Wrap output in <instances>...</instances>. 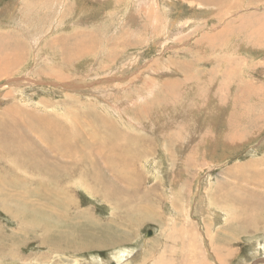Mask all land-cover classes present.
I'll return each instance as SVG.
<instances>
[{
    "label": "rangeland",
    "instance_id": "374dc122",
    "mask_svg": "<svg viewBox=\"0 0 264 264\" xmlns=\"http://www.w3.org/2000/svg\"><path fill=\"white\" fill-rule=\"evenodd\" d=\"M191 1L0 0V49L10 62L0 72V115L16 106L28 123L31 112L69 117L76 143L81 127L96 133V125L78 126L82 110H92L107 119V150L126 148L121 158L58 161L38 158L30 127L11 128L21 131L15 146L3 142L10 128L0 130V153L27 138L36 154L0 155V264H264V200L250 198L255 172L244 169L264 168V0ZM150 120L148 132L137 126ZM40 189L63 195L67 208L35 206ZM215 196L226 204L215 207ZM236 196L254 219L229 221L227 210H240ZM30 212L42 220L33 227ZM85 232L109 241L79 249Z\"/></svg>",
    "mask_w": 264,
    "mask_h": 264
},
{
    "label": "bare ground",
    "instance_id": "6f19581e",
    "mask_svg": "<svg viewBox=\"0 0 264 264\" xmlns=\"http://www.w3.org/2000/svg\"><path fill=\"white\" fill-rule=\"evenodd\" d=\"M169 1V0H168ZM171 1V0H170ZM207 1H209V0H207ZM222 1V0H221ZM157 2V1H156ZM190 4L191 5H193L194 4V2H192L191 0H190ZM215 2V1H214ZM218 2V1H217ZM217 2H215V3H217ZM220 2V1H219ZM170 3V2H169ZM133 4V3H132ZM172 4V3H171ZM165 5V4H164ZM170 5V4H169ZM198 5V4H197ZM219 5V4H218ZM204 6V5H203ZM162 7V6H161ZM164 7V6H163ZM162 9V8H161ZM164 10H165V7L163 8ZM149 13V12H148ZM165 16V15H164ZM165 18V17H164ZM168 19V18H167ZM180 19V18H179ZM13 20H14V18H13ZM12 20V21H13ZM169 20V19H168ZM130 21V20H129ZM178 21V20H177ZM140 22V21H139ZM168 25H169V23H167ZM175 24V23H174ZM92 25V24H91ZM171 25V24H170ZM20 26V25H19ZM138 26V25H137ZM164 27V26H163ZM169 27V26H168ZM18 28V27H17ZM142 28V27H141ZM13 30V29H12ZM17 30V29H16ZM143 31H145V30H143ZM170 31V30H169ZM119 32V31H118ZM137 32V31H136ZM167 32H168V30H167ZM71 33V32H70ZM126 33V32H125ZM140 33V32H139ZM154 33V32H153ZM153 33H152V35L151 34H148V35H151V38H153V37H155L154 35H153ZM93 34V33H92ZM102 34V33H101ZM156 34V33H155ZM100 35V34H99ZM105 35V34H104ZM138 35V34H137ZM170 35V34H169ZM25 36V35H24ZM71 36V35H70ZM74 36V35H73ZM102 36H103V34H102ZM161 36V35H160ZM132 37V36H131ZM159 37V36H158ZM121 38V37H120ZM66 39V38H65ZM115 39V38H114ZM118 39V38H117ZM130 39V38H129ZM30 40V39H29ZM99 40V39H98ZM104 40V39H103ZM131 40V39H130ZM96 41H97V39H96ZM108 41V40H107ZM121 41V40H120ZM124 41V40H123ZM57 42V41H56ZM94 42H95V40H94ZM114 42H115V40H114ZM125 42V41H124ZM152 42H154V41H152ZM97 43V42H96ZM100 43V42H99ZM112 43V42H111ZM116 43V42H115ZM114 44V43H113ZM112 44V45H113ZM104 45V44H103ZM106 45V44H105ZM117 46H118V44H116ZM115 45V46H116ZM116 46V47H117ZM108 47H109V45H108ZM111 47V46H110ZM114 47V46H113ZM107 48V47H106ZM111 49V48H110ZM118 49V48H117ZM121 49V48H120ZM112 50V49H111ZM67 51V50H66ZM107 51V50H106ZM118 51V50H117ZM82 52V51H81ZM89 52V51H88ZM116 52V51H115ZM59 54V53H58ZM77 54V53H76ZM72 55V54H71ZM131 55V54H130ZM92 56V55H91ZM129 56V55H128ZM133 56V55H132ZM63 57V56H62ZM120 57H122V56H120ZM119 57V58H120ZM118 58V57H117ZM124 58H125V56H124ZM130 58V57H129ZM128 58V59H129ZM119 60V59H118ZM124 60V59H123ZM133 60V59H132ZM0 61H3V62H0V66H3V69H0V72L1 71H3L4 73H6V72H8L10 69H8V67H9V60H7V57L6 56H4L3 54H2V50L0 49ZM14 61V60H13ZM130 61V60H129ZM134 61V60H133ZM109 62V61H108ZM113 62V60L111 61V63ZM124 62V61H123ZM160 62V61H159ZM16 63V62H15ZM59 63V62H58ZM115 63V62H114ZM118 63V66L120 65L121 66V62H120V64H119V62H117ZM113 64V63H112ZM116 64V63H115ZM124 64V63H123ZM133 64V63H132ZM14 65V64H13ZM128 65V64H127ZM154 65V64H153ZM111 66V65H110ZM97 67H98V65H97ZM127 67H129V65L128 66H126L125 68L127 69ZM263 67H264V65H263ZM110 68V67H109ZM116 68V67H115ZM122 68V67H121ZM120 68V69H121ZM153 68V67H152ZM239 68V67H238ZM123 69V68H122ZM165 69V68H164ZM109 70V69H108ZM111 70V69H110ZM124 70V69H123ZM167 70V69H166ZM239 70H241V69H239ZM42 71V70H41ZM89 71H90V69H89ZM98 71V70H97ZM102 71H103V73H105V70H103L102 69ZM122 71V70H121ZM126 71V70H125ZM186 71V70H185ZM94 72V71H93ZM92 72V74L91 75H94V73ZM107 72V71H106ZM109 72V71H108ZM107 72V73H108ZM110 72H113V70L112 71H110ZM123 72V71H122ZM170 73H171V71H169ZM117 73V72H116ZM155 73V72H154ZM222 73V72H221ZM110 74V73H109ZM39 76V75H38ZM48 77V76H47ZM63 77V76H62ZM100 77V76H99ZM50 78V77H49ZM48 78V79H49ZM92 78V77H91ZM137 78V77H136ZM184 78V77H183ZM42 79H44V80H48L47 78H44V77H42ZM51 79V78H50ZM40 80V79H39ZM111 80V79H110ZM134 80V79H133ZM43 81V80H42ZM93 81V80H92ZM105 81V80H104ZM167 81V80H166ZM170 81V80H169ZM182 82V81H181ZM130 83H131V81H130ZM174 83V82H173ZM117 85V84H116ZM172 85V84H171ZM218 85V84H217ZM132 86V85H131ZM140 86V85H139ZM109 87V86H108ZM114 87H115V85H114ZM113 87V88H114ZM116 87H118V86H116ZM121 87H122V85H121ZM103 88V87H102ZM142 88H144V87H142ZM213 88V87H212ZM94 89H96V88H94ZM100 89V88H99ZM112 90V89H111ZM110 90V91H111ZM196 90V89H195ZM210 90V89H209ZM106 91V90H105ZM243 91V90H242ZM98 92V91H97ZM116 92V91H115ZM257 92V91H256ZM196 93V92H195ZM106 94V93H105ZM115 94V93H114ZM99 95V94H98ZM142 95V94H141ZM16 96V95H15ZM115 96V95H114ZM148 96V95H147ZM212 96V95H211ZM113 97V96H112ZM120 97V96H119ZM247 97V96H246ZM20 98H21V96H20ZM107 98V97H106ZM114 98V97H113ZM112 98V99H113ZM116 98V97H115ZM3 99V98H2ZM117 99V98H116ZM264 99V98H263ZM122 100V99H121ZM122 101H124L123 103H127V101H129L128 99H123ZM105 102V101H104ZM110 102V101H109ZM112 102V101H111ZM119 102H121V101H119ZM131 103V102H130ZM182 103V102H181ZM112 104V103H111ZM135 104V103H134ZM193 104V103H192ZM116 105V104H115ZM191 105V104H190ZM243 105V104H242ZM183 106V105H182ZM25 107V106H24ZM58 107V106H57ZM137 107H139V106H137ZM143 107V106H142ZM159 107V106H158ZM240 107V106H239ZM8 108H10V107H8ZM105 108H106V106H105ZM141 108V107H140ZM244 108V107H243ZM86 109V108H85ZM114 109V108H113ZM112 109V113L114 114V112L116 113V114H119V115H121V113H120V111L118 110L117 111V109L116 110H113ZM161 109V108H160ZM108 110V109H107ZM27 111V110H26ZM80 111V110H79ZM130 111V110H129ZM84 112H89L90 114H86V113H84ZM98 112V111H97ZM127 112V111H126ZM126 112H125V115H124V119H125V121L127 122V123H130L131 121H130V118L129 117H127V115H126ZM80 113V112H79ZM128 113V112H127ZM147 113H148V111H147ZM168 113V112H167ZM174 113V112H173ZM23 114V112L21 111V109H19V107H11L10 109H5V111H4V113H2V115H0V117H2L1 118V123H0V126H5L7 123H8V127H0V130H2V129H7V128H10V131H7V132H5L6 130H4L3 131V136H5V138L3 139V142L4 143H7L8 141H10V140H12L13 141V144L11 145V146H15L17 143H18V141H17V139H18V136H19V133H21V131L19 130V133L15 130V132H16V134H14L13 132H12V130H11V128H17V127H23V130H27L28 132L32 129V131L34 132V133H36V134H38L39 135V139L40 140H42V142H40L39 141V139H38V141H36V143H37V151H36V154L37 153H39L40 155H38V156H40V157H38V158H42V155L41 154H43V158H58V161H60L59 160V158H75L76 156H78V154L80 155V157H83V158H89V157H94V158H102L103 160L105 159V158H121V156L123 157V153L125 152V150H126V148L125 149H123V145H121L122 143H120V144H117V147L116 148H114L115 147V145H114V147H110L111 148V150H107L108 149V145H109V143H110V145L109 146H112L111 144H112V142H114V140L112 139L111 140V138L108 136L109 134H107L106 132H104L103 130H105V131H107V128H109V126H108V122L106 121L107 119L106 118H104L103 116H101L100 115V113H96V112H94V111H92V110H88V111H85L84 109L82 110V112L80 113V118H79V123H78V126L81 124V125H83L84 127H85V129H86V124H88V123H90V125L92 126V125H96L95 126V129L94 130H96V133L95 132H92L91 130V128L92 127H90V126H88L87 127V129H86V133H85V131H83L82 130V127H81V135H82V139H81V135L79 136H76V137H78V138H80L81 139V142H79L80 140H78V142L77 141H75L76 143H74L73 142V139L71 140V134H70V131H74L75 129H74V123H68V122H66L67 121V119L69 118V117H67V118H62V117H60L59 118V116H57V114H56V116L57 117H54L55 115H52V114H45V115H43V117H40V116H37V115H35L34 113V115H31L32 114V112L30 113V116H29V120H30V123H28L27 121H25L23 118H21V117H19L20 115H22ZM68 114V113H67ZM78 114V113H77ZM163 114V113H162ZM178 114V113H177ZM59 115V114H58ZM61 115V114H60ZM156 115V114H155ZM168 115V114H167ZM173 115V114H172ZM12 116H18V118H19V120H15V121H10V122H7V121H9L8 119H6V117H9V118H12ZM66 116V115H65ZM120 117V116H119ZM160 117V116H159ZM253 117V116H252ZM27 118V117H26ZM156 118V117H155ZM5 119V120H4ZM146 119L148 120L149 119V116H147L146 117ZM87 120H89V121H87ZM138 120H139V118H138ZM151 120H153V119H151ZM151 120L150 121H147V126H145L144 124L142 125V123L141 124H137V126L139 125V128L141 129V130H143V131H145V132H148V130L147 129H149L150 127H151V125H152V123H151ZM158 120H159V118H158ZM188 120V119H187ZM234 120V119H233ZM190 121V120H189ZM110 122V121H109ZM144 122V121H143ZM156 122V121H155ZM154 123V122H153ZM136 124V123H135ZM156 124V123H155ZM72 125V126H71ZM110 125H112L111 123H110ZM126 125V124H125ZM130 125V124H129ZM154 125V124H153ZM152 125V126H153ZM178 125V124H177ZM29 127L31 128V129H29ZM112 127V126H111ZM113 128V127H112ZM77 129V128H76ZM79 129V128H78ZM77 129V130H78ZM84 129V130H85ZM91 129V130H90ZM113 129H115V128H113ZM144 129H146V130H144ZM156 129V128H155ZM80 130V129H79ZM116 130V129H115ZM14 131V130H13ZM152 131V130H151ZM1 132V131H0ZM77 132V131H76ZM80 132V131H79ZM111 132V131H110ZM119 132V131H118ZM117 132V133H118ZM138 132V131H137ZM113 133V132H112ZM111 133V134H112ZM124 133H126V132H124ZM68 135V136H67ZM76 135V134H75ZM160 135V134H159ZM114 136H117V135H115L114 134ZM121 135H119L118 137H120ZM155 136V135H154ZM158 136V135H157ZM20 137V136H19ZM75 137V138H76ZM90 137L93 139V141L94 142H92V140L90 139ZM22 138H23V136H22ZM137 138H140V137H137ZM20 139V138H19ZM18 139V140H19ZM26 140H27V138H25V140H23L22 142H21V144L20 145H18V149L17 150H15L14 152H17V158L19 159V158H34V156H35V158H36V154H34L32 151H30V149H32V148H29V147H27V145H28V143L27 144H25L26 143ZM77 140V139H76ZM0 142H1V140H0ZM3 142H1V143H3ZM118 142V141H117ZM119 142H121V141H119ZM118 142V143H119ZM1 143H0V145H1ZM131 143V142H130ZM141 143V142H140ZM127 144H129L128 143V141H127V143H126V145ZM161 144H162V142H161ZM165 144V143H164ZM3 145V144H2ZM125 145V146H126ZM42 147V149H41V147ZM123 146V147H122ZM40 147V148H39ZM7 148V147H6ZM109 148V149H110ZM120 148H122L123 149V152H121L120 153V151H119V149ZM163 148V147H162ZM161 148V149H162ZM35 149V150H36ZM118 149V150H117ZM32 150H34V148L32 149ZM10 151H12L13 152V150H10ZM10 151L8 152H1L0 153V155H1V157H3V158H7L8 156H12L13 158H14V156H13V154H14V152L13 153H10ZM164 151H165V149H164ZM117 153H120V154H118L117 155ZM34 154V155H33ZM167 154V153H166ZM33 155V156H32ZM117 155V156H116ZM78 158V157H77ZM15 159H16V157H15ZM35 160V159H34ZM18 161V160H17ZM24 161V160H23ZM29 161V160H28ZM32 161V160H31ZM45 161V160H44ZM57 161V160H56ZM57 161V162H58ZM27 162V161H26ZM26 162H24V163H22V166H21V168H23V169H21V170H26L27 169V167L30 165H28V163H27V165L25 164ZM30 162V161H29ZM35 162V161H34ZM45 162H48L47 160L45 161ZM56 162V163H57ZM32 163V162H31ZM36 163V162H35ZM39 163V162H38ZM51 163V162H50ZM53 163V162H52ZM56 163L54 162L53 164H55L56 165ZM63 164V162H59V164ZM76 163V162H75ZM19 164H20V162H19ZM39 164H41V163H39ZM48 164V163H47ZM59 164H57V169H58V167H59ZM74 164V163H73ZM73 164H72V167L71 168H74L73 167ZM83 164V163H82ZM21 165V164H20ZM50 164H48L47 166L48 167H50L49 166ZM75 165V164H74ZM261 165H262V163H249V164H247L246 165V167H248V168H244V169H247L249 172H255V174H254V176H253V179H250V178H248V184L247 183H245V184H247L249 187H253L254 189L253 190H255L256 191V193L255 194H253V193H251V197L250 198H255V197H257L258 198V200L260 201V203H262V201L264 200V168H261ZM27 166V167H26ZM24 167H26V168H24ZM52 167V166H51ZM61 167V166H60ZM78 167V166H77ZM35 168V167H34ZM53 168V167H52ZM56 168V167H55ZM54 168V169H55ZM71 168H70V170H71ZM260 168V169H259ZM60 169V168H59ZM75 169V168H74ZM11 170V169H10ZM10 170H8V171H10ZM46 170H47V168H46ZM76 171H77V169H75ZM28 171H30V170H28ZM40 171V170H39ZM48 171V170H47ZM50 171V170H49ZM48 171V173H50L51 174V172H49ZM241 171V170H240ZM245 171V170H244ZM45 172V171H44ZM52 172H54L55 173V170L54 171H52ZM56 172H58V170L56 171ZM71 172V171H70ZM73 172V171H72ZM75 172V171H74ZM11 174H12V172H10ZM78 173V172H77ZM246 173V172H245ZM244 173V174H245ZM44 174V173H43ZM47 174V173H46ZM60 174H61V172H60ZM67 174V173H66ZM72 174V173H71ZM75 174H76V172H75ZM47 176V175H46ZM61 176V175H60ZM64 176V175H63ZM76 176V175H75ZM246 176L247 175H244V178H246ZM57 177V176H56ZM66 177V176H65ZM69 177V176H68ZM47 178H49L48 176H47ZM59 178V177H58ZM94 178H99L100 179V177H98V176H95ZM70 179V178H69ZM68 179V180H69ZM79 179H80V177H79ZM42 180V179H41ZM54 180V181H53ZM56 179L54 178V179H52L51 180V182L50 183H52V182H56L55 181ZM239 180H241V179H239ZM43 181V180H42ZM45 181V180H44ZM64 181V180H63ZM63 181H60V182H63ZM67 181V180H66ZM70 181V180H69ZM81 181V180H80ZM100 181H102V179H100ZM124 181V180H123ZM242 181V180H241ZM246 181V180H245ZM39 182H41V181H39ZM38 182V183H39ZM57 183H58V181H57ZM57 183H55L56 185H57ZM68 183V182H67ZM101 183V182H100ZM242 183V182H241ZM20 184H21V182H20ZM42 185H43V183H41ZM48 183H46V185H47ZM60 184V183H59ZM41 186V185H40ZM48 186V185H47ZM39 187V186H38ZM43 187V186H42ZM50 187H51V185H50ZM54 187V186H53ZM52 187V188H53ZM49 188V187H48ZM48 188H46V189H48ZM58 188V187H57ZM56 188V189H57ZM61 188V187H60ZM91 188V187H90ZM239 188H241V187H239ZM33 189V188H32ZM44 189V188H43ZM43 189H40V195L39 194H37V196L39 195V196H41L40 198H38L37 199V201H36V204H35V206H42L43 207V202H45V204L47 203V205L49 206V204H51L52 203V205H53V207H58V209H60L61 207H59L58 205H60V206H62V207H65V209L67 208V201L68 200H66L64 197H63V195H61V194H59V195H54L53 197L52 196H49V195H46V192H42L41 193V191H43ZM55 189V190H56ZM245 189V188H244ZM25 190V189H24ZM29 190H31V188H29ZM52 190V189H51ZM126 190V189H125ZM246 190V189H245ZM263 192H262V191ZM47 191V190H46ZM53 191V190H52ZM58 191V190H57ZM56 191V192H57ZM65 191V190H64ZM128 191V190H127ZM240 191H242V190H240ZM24 192V191H23ZM35 192H37L36 190H35ZM47 192H49V191H47ZM63 192V191H62ZM94 193H95V190L93 191ZM26 193H28V191H26ZM30 193V192H29ZM50 193H51V191H50ZM49 193V194H50ZM58 193V192H57ZM241 193V192H240ZM63 194H64V192H63ZM61 195V196H60ZM231 196V195H230ZM242 196V195H241ZM248 196H250L249 194H248ZM19 197H20V195H19ZM9 198V197H8ZM31 198V197H30ZM68 198V197H67ZM229 198V197H228ZM213 199V198H212ZM4 200V199H3ZM226 200V199H225ZM225 200H223V199H219V202L220 203H218L217 202V200H216V196H215V198L213 199V205L215 206V207H220V204H226V202H225ZM257 200V199H256ZM38 201L40 202V203H38ZM27 202V201H26ZM234 202L236 203V204H238L239 206H240V210L238 211V210H236L235 208H232V209H228L227 210V214H229V221H231V222H234V221H237V222H240L242 219H254L253 217H251L250 216V213H249V209H248V203H245L244 201H243V199L241 198V197H239V196H236L235 197V200H234ZM13 203V202H12ZM34 203V202H33ZM10 204V203H9ZM235 204V205H236ZM16 205V204H15ZM197 205V204H196ZM222 206H225V205H222ZM198 208V207H197ZM34 209V208H33ZM53 209V211H54V208H52ZM23 211V210H22ZM53 211H52V213H53ZM56 211V210H55ZM50 212V211H49ZM21 214V213H20ZM263 214H264V212H263ZM19 215V214H18ZM22 215H23V213H22ZM31 215L34 217L32 220H33V222L31 221V226H29V227H33L34 225H36L35 223L36 222H38L39 220L40 221H42L41 220V216L39 215V214H37V213H33V212H30L29 213V215L28 216H30L31 217ZM56 216V215H55ZM19 217V216H18ZM58 217V216H57ZM218 217H220V216H218ZM20 218V217H19ZM51 218V219H50ZM48 217V215H47V221H51L52 219H53V217ZM237 218H239V220H237ZM44 219V218H43ZM241 219V220H240ZM22 221V220H21ZM34 221H36V222H34ZM43 221H45V220H43ZM263 222H264V217H263ZM33 225V226H32ZM35 228V227H34ZM32 229V228H31ZM232 229V228H231ZM32 230H34V229H32ZM240 230H241V227H240V225H238L237 226V228L235 229V231L236 232H240ZM35 231V230H34ZM211 227H210V225L208 224V233H209V238L211 237ZM97 233V232H96ZM233 233V232H232ZM119 234V233H118ZM234 234V233H233ZM122 235V234H121ZM50 236V235H49ZM104 237H105V235H103ZM221 238L220 239H218L219 241H222V242H224V243H228L229 241H231L232 239H231V237L229 236V235H223V236H220ZM100 238V237H99ZM191 238H195V235H194V233H192V235H191V237H190V235L189 234H186V238H184V239H186L187 241H189V242H191L190 241V239ZM213 238L214 237H212V238H210L211 239V245H212V250H214V244H213ZM62 239V238H61ZM104 239V238H103ZM83 240H84V242H82V245H80L79 246V249H87L88 247H90V246H94L96 243H107L108 241H109V239H104L103 241H101L100 239H97L96 237H94V234H90V233H88V232H85L84 233V235H83ZM120 240V239H119ZM62 241V240H61ZM114 241V243H116V242H118V240H113ZM221 242V244H223ZM110 244V243H109ZM60 246V245H59ZM191 246L194 248V245L193 244H191ZM190 245H189V249H191V252H194V254H196V250H194L192 247H191ZM194 250V251H193ZM126 252V251H125ZM119 253V252H118ZM121 255V254H120ZM125 255H126V253H125ZM123 257L124 256H121V258H120V261H122L121 259H123ZM203 257V256H202ZM193 259V258H192ZM205 259V258H204ZM202 260V259H201ZM218 260V259H217ZM119 262V261H118ZM117 262V264H121V262H119L118 263ZM218 262H220L219 260H218ZM199 263H201V262H199ZM189 264H195V263H191V262H189ZM202 264H206V263H202Z\"/></svg>",
    "mask_w": 264,
    "mask_h": 264
},
{
    "label": "water",
    "instance_id": "95a60500",
    "mask_svg": "<svg viewBox=\"0 0 264 264\" xmlns=\"http://www.w3.org/2000/svg\"><path fill=\"white\" fill-rule=\"evenodd\" d=\"M152 234H153V231L152 230H148L146 236L149 237V236H152Z\"/></svg>",
    "mask_w": 264,
    "mask_h": 264
}]
</instances>
